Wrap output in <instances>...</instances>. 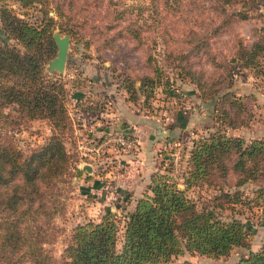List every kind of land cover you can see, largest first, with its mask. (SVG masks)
<instances>
[{
	"label": "trees",
	"instance_id": "1",
	"mask_svg": "<svg viewBox=\"0 0 264 264\" xmlns=\"http://www.w3.org/2000/svg\"><path fill=\"white\" fill-rule=\"evenodd\" d=\"M54 1L51 7L59 18L72 19V27L79 22L80 9L71 3L65 8L64 0ZM208 1L210 10L221 19L212 31L206 28L203 32L194 27L203 23L198 13L192 12L190 16L183 13L191 6L184 7L181 0H164L163 4L168 10L178 6L175 20L183 28L178 39L189 44L194 55H204L203 60L215 67L216 79L209 81L203 70L195 69L193 64L198 60L190 62L186 53L169 52H177V58L183 61L179 64L180 69L196 83L201 95L216 96L221 123L228 127L245 125L249 113L246 103L235 97L231 90L220 92L231 84V72L226 62L218 59L210 37L219 25L232 21L231 17L246 16L242 11L226 13V4L234 1L264 3V0ZM10 2L26 8L39 4L40 21L31 23L19 16ZM48 4V0H0V31L14 40L8 42L0 38V264H52L53 257L45 243L51 239L60 183L66 181L71 167L76 175L82 172L76 165H71L74 159L64 147V134L70 130L65 86L59 76L48 75L43 69L56 50L52 38L55 20L47 13ZM117 18L113 15L111 21ZM211 19L207 17L205 21ZM110 28L114 29L113 26ZM64 29L73 32L72 28ZM108 32L105 25V29L99 31V37L104 47L114 50V34L110 37ZM263 50L264 28H260L250 45L243 44L238 36L234 38L230 60H239L240 65L255 70ZM153 70L154 76L140 74L139 86H127L128 91L135 88L145 97L149 96L152 87L159 83V69L156 66ZM8 106H14L17 120L3 113ZM35 118L45 119L51 133L42 143L24 153L1 128ZM187 163L182 174L183 188L177 186L175 177L167 169L150 173L149 192L138 196L126 214L119 248H116L117 220L109 209L97 221L77 223L63 249L69 263L159 264L185 252L225 257L236 246L247 248L252 231L245 222L237 217L223 220L214 209H232L233 204L243 202L237 189L225 187H237L248 180L264 182V142L259 138L246 141L218 128L192 141ZM200 184L219 190L212 196L210 206H198L185 192L186 188ZM262 190L264 187L259 186L257 192ZM173 264L198 263L183 259ZM234 264H264V242L241 254Z\"/></svg>",
	"mask_w": 264,
	"mask_h": 264
},
{
	"label": "rangeland",
	"instance_id": "2",
	"mask_svg": "<svg viewBox=\"0 0 264 264\" xmlns=\"http://www.w3.org/2000/svg\"><path fill=\"white\" fill-rule=\"evenodd\" d=\"M64 1L65 8L71 3L80 9L77 15L79 22L72 27V19L66 16L59 18L51 7L55 1L48 0L47 13L55 20L53 30L58 29L60 35L68 34L69 39L63 69L60 72H49L45 67L43 69L48 75L59 76L65 86V106L70 130L64 134V147L74 159L71 165L82 169L81 163L85 162L92 165V169H82L76 175L71 167L70 172L73 174L68 173L66 181L60 183L58 209L52 218L51 239L45 243L53 257L52 264H70L63 249L72 228L87 220L97 221L106 209L115 214L118 228L116 248H119L126 214L133 208L135 199L147 191L149 184H142L135 194L132 189H125L122 180L128 178L132 181L137 175L140 177L142 172L146 173L154 167V170H169L175 177L177 186L183 188L182 174L188 166L189 149L198 136L219 128L246 141L259 138L264 142V50L258 57L257 71L240 65L239 60H230L235 37L238 36L243 44L250 45L260 28H264V3L234 1L226 4V13L242 11L246 16L240 19L231 17L232 21L219 25L218 30L210 37L218 59L225 61L231 72V84L220 89V92L231 90L235 97L246 103L249 110L245 125L228 127L220 121L216 96L201 95L196 83L180 69L179 64L183 61L177 58V52H169L186 53L190 62L198 60L193 64L195 69L203 70L209 81L216 79L217 71L211 63L203 60L204 55H194L190 45L178 39L183 28L175 20L177 5L168 10L163 4L164 0ZM10 3L19 16L31 23L40 21L42 13L37 10L39 4L26 8L17 2ZM181 4L184 7L191 6L190 10L183 12L188 16L192 12L199 14L203 23L194 27L200 32L206 28L212 31L213 26L220 23L221 16L214 15L208 0H181ZM113 15L118 16L116 21H111ZM207 17L212 19L205 21ZM190 24L189 21L188 25ZM105 25L109 29L108 36L114 34V50L104 47L99 37V31L104 30ZM64 28H72L73 32ZM133 32L136 33L135 36ZM0 38L8 42L14 41L1 31ZM156 66L159 69V83L145 97L135 89L140 83L139 75L154 76L153 68ZM127 86L135 88L128 91ZM122 110L134 116L130 118L131 121L125 118L126 121L123 122L128 123V130L138 141V152L141 145L153 150L149 160L146 159L148 165L144 166L145 160L141 152H134L133 161L125 162L122 154L126 152L117 156L105 152L96 159L85 155L80 147L85 142H91V139L95 141L109 130L110 124L105 123L104 118ZM3 113L16 119L14 106L5 107ZM111 116L114 119L117 115ZM119 122L120 120L115 124L118 125ZM1 130L8 133L24 153L42 143L51 133L49 123L42 118L4 125ZM117 160L120 168L115 166ZM149 165L150 169L147 168ZM259 186L264 187V182L248 180L237 187H225L224 189L229 190L237 189L243 202L233 204L232 209H214L223 220L237 217L245 222L252 231L247 248L236 246L225 257H207L185 252L159 264H173L183 259L198 264H234L241 254L247 253L249 249H256L264 242V190L258 193ZM185 192L198 206L207 207L210 206L212 196L219 190L200 184L186 188Z\"/></svg>",
	"mask_w": 264,
	"mask_h": 264
},
{
	"label": "built area",
	"instance_id": "3",
	"mask_svg": "<svg viewBox=\"0 0 264 264\" xmlns=\"http://www.w3.org/2000/svg\"><path fill=\"white\" fill-rule=\"evenodd\" d=\"M128 129L125 125L111 127L95 141L91 139V142H85L80 147L85 155L96 159L103 156L105 152L114 153V156L121 152L134 153L138 151V141ZM115 166L121 167L119 160L116 161Z\"/></svg>",
	"mask_w": 264,
	"mask_h": 264
},
{
	"label": "crops",
	"instance_id": "4",
	"mask_svg": "<svg viewBox=\"0 0 264 264\" xmlns=\"http://www.w3.org/2000/svg\"><path fill=\"white\" fill-rule=\"evenodd\" d=\"M113 114H116L117 116H116V118H114V119H112L113 118V116H111V115H113ZM109 116L108 117H106V118H104V122L105 123H108V124H110L109 126L110 127H114V126H120V125H125V126H127V122H123V121H126V120H124L125 118H127V120L129 121H131V119L134 117L133 115H131V114H129L128 113V111H126V110H122L121 112H114V113H112V114H108ZM131 118V119H130ZM102 120V118L100 119V121ZM120 120V122L121 123H123V124H115L116 123V121H119ZM119 122V123H120ZM100 125H102V124H100ZM109 127V128H110ZM99 130H102V129H99ZM152 137V135L150 134L149 135V138H151ZM140 141H141V139H140ZM141 143H142V141H141ZM140 143V144H141ZM149 147V146H148ZM142 148V149H141ZM138 152V151H137ZM141 152V154L143 155V157H144V160H145V164H144V166L145 165H148V164H146V159L147 160H149V155H152L153 154V150L151 149V147H150V149L149 148H147V146H143V145H141L140 146V151L138 152V153H140ZM119 155H121V154H119ZM133 156H134V154L133 153H126V154H122V157H124V159H125V162H127V161H133ZM135 160V159H134ZM83 163V162H82ZM91 166V169H92V165H90ZM150 167H151V165H149L147 168L148 169H150ZM143 170V169H142ZM152 171H154V167L153 168H151L150 170H148L146 173L145 172H142L143 173V175L142 176H134L135 178H133V180L131 181V180H129L128 178H126V180H122V184L124 185V187H125V189H127V190H130V189H132L133 190V192L136 194L137 192H139V190H140V187H141V185L142 184H145V183H148L149 182V175H150V173L152 172ZM135 179V180H134ZM147 192H149V190L147 189ZM139 194V193H138Z\"/></svg>",
	"mask_w": 264,
	"mask_h": 264
},
{
	"label": "water",
	"instance_id": "5",
	"mask_svg": "<svg viewBox=\"0 0 264 264\" xmlns=\"http://www.w3.org/2000/svg\"><path fill=\"white\" fill-rule=\"evenodd\" d=\"M52 38L57 47L56 52L53 57L49 58L46 61V64L44 67H45V70L49 72H51L52 70H57L60 72L63 69L64 63H65L69 36L68 34L60 35L59 30L54 29L52 32ZM80 167L84 169L85 171L91 170L90 164L85 163V162L81 163Z\"/></svg>",
	"mask_w": 264,
	"mask_h": 264
}]
</instances>
